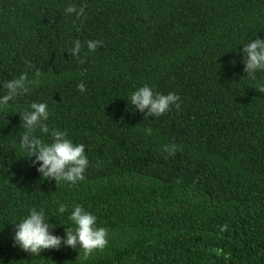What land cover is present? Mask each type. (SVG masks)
<instances>
[{
	"label": "trees",
	"instance_id": "1",
	"mask_svg": "<svg viewBox=\"0 0 264 264\" xmlns=\"http://www.w3.org/2000/svg\"><path fill=\"white\" fill-rule=\"evenodd\" d=\"M257 37L264 0H0V95L21 74L39 79L0 109L5 264H264V72L246 76L242 61ZM145 84L180 108L145 117L130 102ZM33 102L48 105L50 130L85 145L83 181L57 185L32 167L20 115ZM76 205L108 229L103 250L13 245L33 208L63 237Z\"/></svg>",
	"mask_w": 264,
	"mask_h": 264
},
{
	"label": "clouds",
	"instance_id": "2",
	"mask_svg": "<svg viewBox=\"0 0 264 264\" xmlns=\"http://www.w3.org/2000/svg\"><path fill=\"white\" fill-rule=\"evenodd\" d=\"M66 14H75L79 19L84 16V9H77L74 5H69L64 9ZM101 46L99 40L87 41L89 51H95ZM81 42L76 40L71 49L72 56H78L81 52ZM242 61L243 71L246 76L255 78L256 73L264 72V39L257 37L243 45ZM41 73L37 70L36 77ZM39 84V79L29 80L27 73L11 79L4 83L5 92L0 95V109L9 106L10 102L17 97L26 95L30 91V86ZM78 88L84 92L85 85L80 84ZM264 92V86L257 88ZM180 97L174 93L167 94L154 92L152 87L145 84L139 87L130 95L131 105L139 112L144 113L145 117H159L166 114L170 108L175 106L180 108ZM21 117V128L24 129L20 137V145L26 153V157L32 158V167L43 179L76 184L85 179V173L90 161L85 154V145L74 143L67 132L58 129H49L45 123L49 119L48 105L44 102H33L29 109L23 111ZM37 130L42 135H47L50 142H46L41 135H37ZM143 131L147 135H152L151 128ZM177 145H165L164 150L169 155H174ZM59 213H65L66 209L61 205ZM68 219L75 228L66 227L63 237L55 235L56 225L51 224L46 219L43 210L33 208L29 214L23 217L18 223L13 224L15 233L13 245L21 250L33 255H40L44 250L59 249L61 245L83 250L85 255H89L94 250H103L108 244V229L97 226V217L80 205H76L70 212ZM0 264H5L0 258Z\"/></svg>",
	"mask_w": 264,
	"mask_h": 264
}]
</instances>
